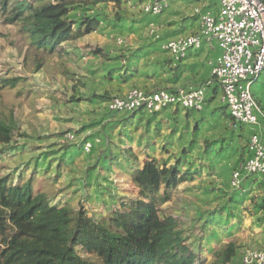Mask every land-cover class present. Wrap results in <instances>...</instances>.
<instances>
[{"label":"rangeland","instance_id":"rangeland-1","mask_svg":"<svg viewBox=\"0 0 264 264\" xmlns=\"http://www.w3.org/2000/svg\"><path fill=\"white\" fill-rule=\"evenodd\" d=\"M141 13L136 0L120 5L84 0L70 19L75 24L96 19L98 28L52 54L30 48L19 26L0 18V78L19 81L0 96V119L12 112L16 125L9 149L0 154V176H11L13 184L30 178L53 205L83 208L100 221L138 200L129 176L133 168L152 158L178 163L192 178L159 211L184 229L198 257L194 264H218L215 252L230 242L235 256L228 264H243L247 252L264 255V176L243 175L238 186L232 184L237 146L246 141L230 132L221 92L208 101L213 80L209 87L200 85L207 88V102L199 112L108 111L109 98L131 89L169 88L143 71L163 53L156 46L151 49L156 55H149V45L145 48L150 31L160 32L157 23L142 25ZM257 85L252 94L264 112V84Z\"/></svg>","mask_w":264,"mask_h":264},{"label":"trees","instance_id":"trees-1","mask_svg":"<svg viewBox=\"0 0 264 264\" xmlns=\"http://www.w3.org/2000/svg\"><path fill=\"white\" fill-rule=\"evenodd\" d=\"M83 1L0 0V18L5 24H17L30 48L52 54L64 42L78 40L98 28L96 19L85 17L77 24L70 19L76 6ZM147 1L136 0L141 5L142 12L138 21L144 26L151 22L162 25L163 17L171 4L161 14L153 16L142 10V5ZM200 1L205 3L203 12L207 9L215 11V2ZM108 2L120 5L121 0H93V3ZM197 16L200 19L201 15ZM158 30L160 33L155 30L146 43L145 48L149 45L148 50L152 51L151 54L147 52L149 55L155 53L151 49L156 50V46L160 50L162 43L179 38L163 35L160 28ZM192 51L198 50L190 52ZM162 58H151L153 64H148V69L143 71L156 75L158 81L165 83L158 75L160 70L156 68L157 65L162 69V76L168 70ZM168 62L167 66L172 68L171 61ZM151 70L153 73L149 72ZM175 77H171L169 81H173ZM260 77L252 85L251 92L256 84L257 87L264 84ZM210 80L211 78L203 81L201 85ZM16 83H19L16 78H0V96L4 89L16 88ZM198 87L200 85L195 88ZM160 90L175 91L170 88ZM218 90L215 82L211 89L213 96L208 101L211 102L220 91ZM125 94L109 98L107 109L112 99L124 97ZM108 111L113 113L109 109ZM141 112L148 113L140 109L130 114ZM227 117L231 123L230 132L237 136L238 142L246 141L244 145L237 146L240 152L237 161L239 165L235 169L237 171L251 157L248 142L253 130L244 125H234L228 110ZM15 130L12 112H9L5 119H0V154L9 149ZM128 154L134 156L132 152ZM129 176L137 187L138 200L122 204L100 221L92 219L83 208L73 211L67 204L53 205L46 192L35 191L30 178L13 184L11 176H0V264H194L198 257L187 245L184 229L177 219L161 217L159 211L162 205L172 200L178 186L192 177L182 173L178 163L168 166L164 161L153 158L145 160L142 167L133 168ZM215 256L218 264H228L235 256V244H226L223 249L215 252Z\"/></svg>","mask_w":264,"mask_h":264},{"label":"built area","instance_id":"built-area-1","mask_svg":"<svg viewBox=\"0 0 264 264\" xmlns=\"http://www.w3.org/2000/svg\"><path fill=\"white\" fill-rule=\"evenodd\" d=\"M172 1L148 0L142 10L157 16ZM211 1L215 2L216 9H207L201 14L198 34L166 41L161 44L160 51L168 55L174 67L191 50L216 45L218 55L207 63L211 80L216 82L234 125L253 130L248 142L251 157L232 175V184L238 186L243 175L264 174V112L251 92L252 85L264 72V3L260 0ZM154 31L151 30L150 34ZM206 86L180 88L174 92L158 90L147 93L131 89L124 97L112 99L108 109L113 112L142 109L153 114L175 107L199 112L206 106ZM253 263L264 264V255L247 252L243 264Z\"/></svg>","mask_w":264,"mask_h":264},{"label":"crops","instance_id":"crops-1","mask_svg":"<svg viewBox=\"0 0 264 264\" xmlns=\"http://www.w3.org/2000/svg\"><path fill=\"white\" fill-rule=\"evenodd\" d=\"M204 7L205 3L200 0L196 2L194 0H174L171 2L170 9L163 17L162 25H159V28L163 35L169 37L194 36L200 30V19L197 15L200 17ZM162 55L168 70L161 77L165 83L159 80L161 87L164 85L175 90L190 89L211 78L207 63L218 55V49L216 45H212L211 48L205 45L198 51L189 52L185 59L172 68L167 66L170 60L168 55L164 53ZM171 77H175V79L169 81Z\"/></svg>","mask_w":264,"mask_h":264}]
</instances>
